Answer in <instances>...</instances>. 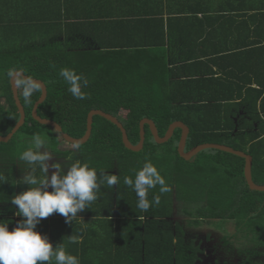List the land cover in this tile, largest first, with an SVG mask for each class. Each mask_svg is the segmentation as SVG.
Masks as SVG:
<instances>
[{
    "label": "trees",
    "instance_id": "1",
    "mask_svg": "<svg viewBox=\"0 0 264 264\" xmlns=\"http://www.w3.org/2000/svg\"><path fill=\"white\" fill-rule=\"evenodd\" d=\"M18 22L0 8V136L10 133L19 119L9 79L21 71L46 87L47 96L37 115L58 124L71 138L83 137L91 110L115 117L132 145L139 141L142 119L154 123L159 137L170 124L181 122L189 129L185 152L202 144L243 152L252 158L253 183L264 185V64L252 66L245 82L236 74L220 72L218 76L212 71L207 77L186 78L163 55L68 50L46 38V33H37L35 26ZM257 52V57L264 56V48ZM64 67L88 81L82 87L86 99H75L68 92V84L59 75ZM31 86L18 80L25 123L8 143H0V222L7 223L10 231L17 225L12 218L18 216L11 198L32 187L16 177L22 146L39 134L45 141L43 150L52 158L87 163L96 170L98 181L104 175L117 176L116 185L101 184L97 199L72 222L53 213L36 227L53 247L62 244L68 254L76 256L79 264H195L199 246L186 236L185 228L202 225L219 230L224 244L232 240L252 247L240 252L244 258L239 264H264V192L247 187L243 159L205 150L184 161L177 153L179 129L159 145L147 126L142 150L131 152L123 146L116 126L99 116L93 117L85 144L62 151L60 136L31 117L40 96V90ZM30 88L31 94L25 96ZM146 160L157 167L170 188L163 194L159 186L149 189L147 211L137 206L135 191L124 184L125 177L135 179ZM23 170L44 179L39 163L26 162ZM155 196L160 197L159 204L151 203ZM175 205L187 217L181 225L167 222ZM228 224L233 229L229 233ZM73 235L78 242L71 241ZM43 264H55V260Z\"/></svg>",
    "mask_w": 264,
    "mask_h": 264
},
{
    "label": "crops",
    "instance_id": "2",
    "mask_svg": "<svg viewBox=\"0 0 264 264\" xmlns=\"http://www.w3.org/2000/svg\"><path fill=\"white\" fill-rule=\"evenodd\" d=\"M0 8L68 50L159 54L186 78L212 71L245 82L252 66L264 64L256 56L264 48V0H0Z\"/></svg>",
    "mask_w": 264,
    "mask_h": 264
},
{
    "label": "clouds",
    "instance_id": "3",
    "mask_svg": "<svg viewBox=\"0 0 264 264\" xmlns=\"http://www.w3.org/2000/svg\"><path fill=\"white\" fill-rule=\"evenodd\" d=\"M59 75L66 81L68 92L75 99L87 98L82 87H86L88 81L82 75L67 67L61 68ZM30 94L31 88L25 92V96ZM32 144L36 149H43L45 141L39 134H33ZM19 158L32 165L39 163L45 172H49L46 162L52 157L47 151H33L29 148ZM105 182L110 187L114 186L117 184V176L104 175L98 181L96 170L80 162L72 163L62 173L51 169L46 179L33 174L25 175L24 183L32 187L11 198V204L16 206L21 219L11 231L7 223L0 222V264H43L52 258L55 264H79L76 256L68 254L62 244L53 247L48 237L36 231V227L42 219L53 213L65 217L66 222H72L79 212H83L88 204L97 199L96 193ZM124 184L135 191L137 206L145 211L150 207L147 198L149 189L159 186L161 194L170 191L165 178L149 160L136 172L134 180L125 177ZM151 203L159 204L160 197H153ZM70 239L73 243L78 242V237L74 235Z\"/></svg>",
    "mask_w": 264,
    "mask_h": 264
},
{
    "label": "water",
    "instance_id": "4",
    "mask_svg": "<svg viewBox=\"0 0 264 264\" xmlns=\"http://www.w3.org/2000/svg\"><path fill=\"white\" fill-rule=\"evenodd\" d=\"M21 79L28 84L37 87L40 90V96L38 100L34 103L32 110H31V117L32 119L37 122L38 124L42 126H46L51 128L55 133H57L60 138L62 139L63 142L70 146H80L83 145L87 142V140L90 137L91 130H92V119L94 116H99L106 121L110 122L116 128L120 131L121 134V140L122 144L125 147V149L131 151V152H139L143 148L144 140H145V130L144 127L147 126L148 130L156 144H164L169 141V139L172 137L174 130L179 129L180 130V139L177 145V153L180 158H182L184 161H190L193 159L198 153L205 151V150H217L220 152H224L227 154H231L233 156L239 157L244 160V169H243V175L244 179L246 182L247 187L251 191L255 192H264V185H256L253 183L252 178H251V166H252V158L249 155L244 154L243 152L233 150L232 148H229L227 146L223 145H217V144H202L198 145L191 150L185 152V145H186V140L189 134V129L187 126H185L181 122H173L172 124L169 125L168 129L166 130L165 134L163 137H159L156 127L154 123L151 120L148 119H142L139 122V141L136 145H132L128 138L127 134L125 132V129L123 128L122 124L113 116L103 113L102 111L99 110H91L87 114L86 118V131L83 137L80 139H74L69 137L67 134L63 133L61 127L56 124L53 121L47 120V119H42L37 115V109L38 106L41 105L47 96V90L43 82L40 80H35L31 79L23 74L21 71H15L12 73L9 79V84H10V90L12 94V99L14 101V105L17 109L19 119L14 125L13 129L8 133L6 136L2 137L0 136V143H8L13 135L24 125L25 123V113L23 110V107L19 101L18 98V80Z\"/></svg>",
    "mask_w": 264,
    "mask_h": 264
},
{
    "label": "rangeland",
    "instance_id": "5",
    "mask_svg": "<svg viewBox=\"0 0 264 264\" xmlns=\"http://www.w3.org/2000/svg\"><path fill=\"white\" fill-rule=\"evenodd\" d=\"M1 102V100H0ZM60 145L61 146H65L66 148H71L70 145H66V143H64L63 141L60 142ZM29 148H32V150L34 151H42V149H36L32 142H27L26 145H23L22 146V149L23 151L29 149ZM68 161H63V160H57V159H54L52 158L51 160L47 161L46 164L47 166L49 167V172H45L46 175L48 176L50 174V171L51 169H57L55 166H53V163H57L60 165V167L57 169L58 171H60L61 173L66 170L67 167H69L73 162L70 160L69 162L71 163H67ZM25 161L23 160H20L18 161V165H17V170H16V177L18 179H24V176L25 175H28L29 174V170H23L24 166H25ZM44 168V167H43ZM47 178V177H46ZM28 190V189H26ZM24 190V191H26ZM49 191H51V189H49ZM23 192V191H22ZM18 216H15L14 218H17ZM20 218L18 217L15 221H19ZM187 221V217L183 216L180 212V208L178 207V205H175L174 208H173V211H172V216L171 218L167 219V222L173 224L175 222H181V223H184ZM226 229L230 232H232V227L231 225H227L226 226ZM207 233V234H206ZM186 234L189 236L192 234V237L194 236L195 240L199 243V245L205 250L207 251L208 255L206 254V256L204 257V259H211V255L213 254V250L215 251V247L218 243V241H220V237L222 236V234H220V236L218 237V234H217V231L213 230V226H208V225H205V227L203 228H199V229H196V230H187L186 231ZM209 237H206V235ZM190 237V236H189ZM206 238V240L204 239ZM223 247V248H222ZM221 248H219L221 251H225L228 258H230L229 256H233V258H237V260H240L242 257L239 255H237L238 251L239 250H242V251H247L252 247H249V246H241V247H237L236 248V252L233 251V250H230L228 247L226 246H222ZM218 249V248H217ZM229 251V253H228ZM233 251V252H232ZM202 262V261H201ZM232 262V261H231ZM235 262V261H234ZM203 264V263H202Z\"/></svg>",
    "mask_w": 264,
    "mask_h": 264
},
{
    "label": "flooded vegetation",
    "instance_id": "6",
    "mask_svg": "<svg viewBox=\"0 0 264 264\" xmlns=\"http://www.w3.org/2000/svg\"><path fill=\"white\" fill-rule=\"evenodd\" d=\"M172 216V215H171ZM171 216L169 217V218H171ZM169 218H167V219H169ZM175 223H177V222H175ZM178 223H180V225L182 224L181 222H178ZM174 224V223H173ZM227 226V225H226ZM203 227H205V225H202L200 228H203ZM192 229H199V228H192ZM213 229H214V227H213ZM216 229V228H215ZM228 231V230H227ZM230 231H228V233H229ZM218 234V237L220 236V234H222L220 231H219V233H217ZM190 237H192V234L190 235ZM189 237V238H190ZM194 237V236H193ZM207 237H209V235L207 236ZM222 237H223V234H222V236L220 237V241H218V243H217V245L216 246H214L215 247V251L213 250V254L211 255V259H209V260H207V259H204V257L206 256V254L208 255V253H207V251H205L202 247H199V249H200V252H199V254L197 255V257H198V260L200 261V263L199 264H239V261L240 260H237V258H233V256H229L230 258H228L227 257V255L228 254H226V252L225 251H221L219 248H221L222 246H226V247H228L230 250H233V251H235L236 252V248L237 247H241V246H248V245H245V244H243L242 245V243L241 242H237V243H234V242H232V240L228 243V244H224L223 242H222ZM250 247V246H249ZM218 248V249H217ZM223 248V247H222ZM242 248V247H241ZM249 250H251V248L249 249ZM232 251V252H233ZM240 252H244V251H242V250H239L238 251V253H237V255L239 256H241L242 258H244V254H241ZM245 252H247V251H245ZM228 253H229V251H228ZM197 260V261H198ZM232 261V262H231ZM235 261V262H234Z\"/></svg>",
    "mask_w": 264,
    "mask_h": 264
}]
</instances>
